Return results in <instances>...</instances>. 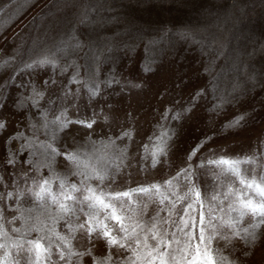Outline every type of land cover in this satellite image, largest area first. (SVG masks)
Returning <instances> with one entry per match:
<instances>
[{
  "label": "rangeland",
  "instance_id": "1",
  "mask_svg": "<svg viewBox=\"0 0 264 264\" xmlns=\"http://www.w3.org/2000/svg\"><path fill=\"white\" fill-rule=\"evenodd\" d=\"M45 56L54 64H34ZM62 110L96 123L91 130L70 125L57 146L79 151L98 169L121 159L134 165L131 187L174 176L193 149L192 163L210 152L251 154L264 141V0H0V175L7 191L26 192L33 177L56 172L70 183L83 179L70 175L61 156L51 170L40 166L38 145L55 127L43 125ZM240 117L239 127H226ZM164 131L167 157L141 173V157ZM8 154L14 165L3 164ZM233 246L237 264H264V228L257 242ZM106 253L96 241L94 254Z\"/></svg>",
  "mask_w": 264,
  "mask_h": 264
},
{
  "label": "snow or ice",
  "instance_id": "2",
  "mask_svg": "<svg viewBox=\"0 0 264 264\" xmlns=\"http://www.w3.org/2000/svg\"><path fill=\"white\" fill-rule=\"evenodd\" d=\"M81 46L77 40L76 47ZM47 63L54 61L47 56L34 61ZM96 94L89 89L90 96ZM242 120L226 127H239ZM49 123L55 127L46 132L49 140L38 145L44 161L40 166L51 170L52 162L61 156L70 175L83 179L70 183L68 175L56 172L48 178L33 177V187L26 192L18 187L13 192L7 191L0 175L5 189L0 192V264H85L86 257L90 264H237L234 242L245 246L257 242L264 228V141L251 154L210 152L195 163L199 149H193L188 163L174 176L131 187L129 169L134 165L121 159L111 169H98L83 161L79 151L57 146L60 134L70 125L91 130L95 117L72 120L62 110L43 127ZM5 128L0 121V131ZM156 139L155 149L141 157V173L157 168L168 155V132ZM16 162L14 154H8L3 164ZM33 168L39 171L36 164ZM9 199L16 201L15 207L7 205ZM150 206H154L151 212ZM96 241H103L106 254H94Z\"/></svg>",
  "mask_w": 264,
  "mask_h": 264
}]
</instances>
